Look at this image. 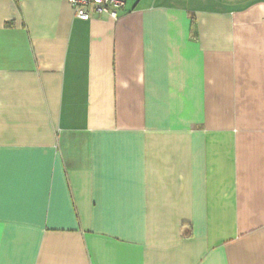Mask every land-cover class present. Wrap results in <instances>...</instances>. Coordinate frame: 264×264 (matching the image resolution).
<instances>
[{"label": "crops", "instance_id": "crops-1", "mask_svg": "<svg viewBox=\"0 0 264 264\" xmlns=\"http://www.w3.org/2000/svg\"><path fill=\"white\" fill-rule=\"evenodd\" d=\"M0 0V264H264V0Z\"/></svg>", "mask_w": 264, "mask_h": 264}, {"label": "built area", "instance_id": "built-area-1", "mask_svg": "<svg viewBox=\"0 0 264 264\" xmlns=\"http://www.w3.org/2000/svg\"><path fill=\"white\" fill-rule=\"evenodd\" d=\"M74 8L75 17L84 21L93 15H107L113 19L119 17V11L125 6L124 0H69Z\"/></svg>", "mask_w": 264, "mask_h": 264}]
</instances>
